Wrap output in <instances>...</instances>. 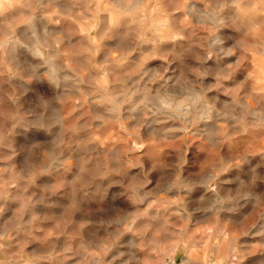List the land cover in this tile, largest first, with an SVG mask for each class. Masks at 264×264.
<instances>
[{
    "label": "clouds",
    "instance_id": "obj_1",
    "mask_svg": "<svg viewBox=\"0 0 264 264\" xmlns=\"http://www.w3.org/2000/svg\"><path fill=\"white\" fill-rule=\"evenodd\" d=\"M0 264H264V0H0Z\"/></svg>",
    "mask_w": 264,
    "mask_h": 264
}]
</instances>
